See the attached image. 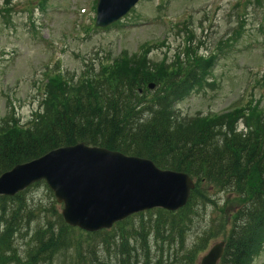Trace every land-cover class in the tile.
I'll return each instance as SVG.
<instances>
[{"label": "trees", "instance_id": "obj_1", "mask_svg": "<svg viewBox=\"0 0 264 264\" xmlns=\"http://www.w3.org/2000/svg\"><path fill=\"white\" fill-rule=\"evenodd\" d=\"M253 2L263 9L259 30L264 34V0L247 1L250 5ZM191 38L192 33H188L183 56L171 64L150 67L144 55L124 54L96 71H87L75 83L60 74L50 77L43 111L35 115L30 127L23 129L12 116L3 120L0 173L51 148L82 140L149 158L158 167L183 171L195 181L183 208L175 212L148 211L154 215L155 230L166 229V239L180 244V264H195L198 255L218 236L225 240L219 264H251L264 246V124L259 119L246 122L249 129L242 135L234 131L233 121L228 119L229 133L221 132L215 130L221 116H183L173 108L177 100L202 83L211 64L210 57L197 55ZM149 81L157 85L152 91L146 88ZM220 191L235 195L241 206L229 210L234 200L227 197L215 209L210 224L187 244L197 209L214 205V194ZM55 206L53 203L47 214V226L36 231V245L22 255L13 235L23 215L34 217L39 209L29 208L25 191L13 197L0 196V221L4 224L0 264H51L66 246H74L83 260L82 247L70 238L73 229L63 223ZM143 214H138L141 229L145 226ZM131 217L116 227L124 231V224L132 225ZM125 234L120 236L121 251L125 250ZM87 253L94 256L91 249ZM87 264H94V259Z\"/></svg>", "mask_w": 264, "mask_h": 264}, {"label": "rangeland", "instance_id": "obj_2", "mask_svg": "<svg viewBox=\"0 0 264 264\" xmlns=\"http://www.w3.org/2000/svg\"><path fill=\"white\" fill-rule=\"evenodd\" d=\"M37 1L8 0L9 9L0 10V119L13 111L23 125L28 123L40 107V84L46 70L78 76L86 63L94 66L122 49L135 52L146 42L153 45L152 60L171 59L183 46L182 22L193 29L198 52L215 57L210 84L180 100L179 114H219L249 101L264 114V35L258 31L263 9L255 2L248 6V0H141L118 24L97 28L93 0H46L42 10L33 4ZM243 5L247 15L240 29ZM2 6L4 0H0ZM236 31L239 36L231 41ZM27 195L33 207L44 209L36 213L39 219L32 218L29 227L17 234L21 250L31 242L32 229L44 222L52 203L43 185L30 188ZM208 219L194 216L188 241ZM90 249L97 260L118 264L111 239L106 243L97 237L90 248L83 244L86 255ZM74 255L72 250L63 251L52 264L68 263ZM94 256L89 254L96 264H102ZM255 264H264V251Z\"/></svg>", "mask_w": 264, "mask_h": 264}, {"label": "water", "instance_id": "obj_3", "mask_svg": "<svg viewBox=\"0 0 264 264\" xmlns=\"http://www.w3.org/2000/svg\"><path fill=\"white\" fill-rule=\"evenodd\" d=\"M137 0H99L97 24L106 25ZM45 178L69 224L88 229L108 226L133 210L151 205H182L193 187L184 173L161 171L150 160L89 147L81 142L50 151L18 165L0 177V193L13 194L28 183ZM222 242L214 244L199 264H215Z\"/></svg>", "mask_w": 264, "mask_h": 264}]
</instances>
